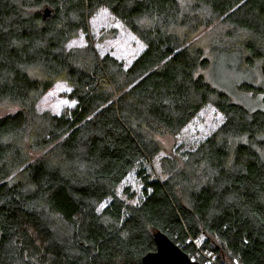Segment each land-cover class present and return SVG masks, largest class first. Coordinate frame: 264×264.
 <instances>
[{
    "label": "trees",
    "instance_id": "trees-1",
    "mask_svg": "<svg viewBox=\"0 0 264 264\" xmlns=\"http://www.w3.org/2000/svg\"><path fill=\"white\" fill-rule=\"evenodd\" d=\"M102 7L145 44L129 66L68 46ZM60 79L76 103L39 111ZM2 103L0 264H143L158 232L264 264V0H0ZM208 104L216 130L160 155ZM133 170L138 203L117 193Z\"/></svg>",
    "mask_w": 264,
    "mask_h": 264
},
{
    "label": "rangeland",
    "instance_id": "rangeland-1",
    "mask_svg": "<svg viewBox=\"0 0 264 264\" xmlns=\"http://www.w3.org/2000/svg\"><path fill=\"white\" fill-rule=\"evenodd\" d=\"M89 41L92 42L101 56L109 53L121 60L125 66H129L145 48L143 41L106 7L100 8L89 18L88 34L80 33L70 40L68 46H84ZM226 86L224 88L234 98L231 86ZM70 90L71 87L66 81L57 80L40 98L37 104L38 110L59 114L64 108L72 107L76 102L69 99L68 93ZM235 98H237V95H235ZM15 110V106L2 103L0 104V117ZM223 121V114L215 106L206 105L191 119L180 134L175 137H159L164 145L160 155L170 154L169 151H174L177 147H182V150L196 147L214 132ZM142 188L141 178L138 176L137 171L133 170L119 184L117 193L121 198L127 199L131 203H138L142 199ZM131 193L134 194V197L128 198L127 196ZM109 202L110 200L106 199L101 205L102 208Z\"/></svg>",
    "mask_w": 264,
    "mask_h": 264
},
{
    "label": "water",
    "instance_id": "water-1",
    "mask_svg": "<svg viewBox=\"0 0 264 264\" xmlns=\"http://www.w3.org/2000/svg\"><path fill=\"white\" fill-rule=\"evenodd\" d=\"M49 11L45 12L47 16ZM157 243L156 251L149 252L143 257V264H202L195 261L183 249L173 242L166 234L158 232L155 234Z\"/></svg>",
    "mask_w": 264,
    "mask_h": 264
},
{
    "label": "built area",
    "instance_id": "built-area-1",
    "mask_svg": "<svg viewBox=\"0 0 264 264\" xmlns=\"http://www.w3.org/2000/svg\"><path fill=\"white\" fill-rule=\"evenodd\" d=\"M207 257H208L209 261H212L213 260L210 254H207ZM206 264H208V263H206Z\"/></svg>",
    "mask_w": 264,
    "mask_h": 264
}]
</instances>
